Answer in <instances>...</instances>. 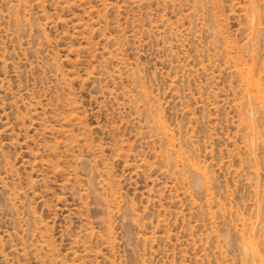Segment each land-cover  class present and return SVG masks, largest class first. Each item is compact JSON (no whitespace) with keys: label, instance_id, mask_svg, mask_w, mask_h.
Listing matches in <instances>:
<instances>
[{"label":"rangeland","instance_id":"obj_1","mask_svg":"<svg viewBox=\"0 0 264 264\" xmlns=\"http://www.w3.org/2000/svg\"><path fill=\"white\" fill-rule=\"evenodd\" d=\"M0 264H264V0H0Z\"/></svg>","mask_w":264,"mask_h":264}]
</instances>
